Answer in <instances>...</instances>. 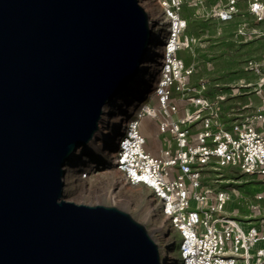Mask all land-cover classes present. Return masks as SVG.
<instances>
[{
	"label": "water",
	"instance_id": "95a60500",
	"mask_svg": "<svg viewBox=\"0 0 264 264\" xmlns=\"http://www.w3.org/2000/svg\"><path fill=\"white\" fill-rule=\"evenodd\" d=\"M153 26L139 0H0V264H162L128 211L64 198Z\"/></svg>",
	"mask_w": 264,
	"mask_h": 264
},
{
	"label": "built area",
	"instance_id": "2783aa9c",
	"mask_svg": "<svg viewBox=\"0 0 264 264\" xmlns=\"http://www.w3.org/2000/svg\"><path fill=\"white\" fill-rule=\"evenodd\" d=\"M247 2L249 14L264 23V0ZM241 12L240 0H225L212 9L221 23L236 20ZM170 13L174 21L160 49L154 91H142L120 112L117 105L115 121L103 117L94 138L104 148L99 165L112 166L117 184L147 192L148 217L160 237L169 232L174 247L163 251L162 264H264V29L244 31L247 41L263 42L262 54L245 61L249 79L229 86L231 91L207 81L195 89L188 86L193 70L178 56L190 40H183L184 26ZM237 96L249 101L237 107ZM230 99L236 103L225 111ZM146 119L158 121L164 139L159 154L147 146ZM92 162L77 166L86 167L78 180L90 193L106 187L89 182L100 173L98 162ZM254 181L262 188L241 189Z\"/></svg>",
	"mask_w": 264,
	"mask_h": 264
},
{
	"label": "rangeland",
	"instance_id": "374dc122",
	"mask_svg": "<svg viewBox=\"0 0 264 264\" xmlns=\"http://www.w3.org/2000/svg\"><path fill=\"white\" fill-rule=\"evenodd\" d=\"M139 1L142 6L145 3H151L147 7L144 6L149 15L150 12L152 13L151 8L155 6V11L160 15L161 20H156L155 22H152L150 15L152 24L160 22L161 36L156 42L158 52L155 58L152 59L150 68L143 71L145 63L141 65L140 72L136 77L140 79L134 83V87H130L116 99L119 102L118 104L116 103L112 108H106L104 117H116L118 114L114 108L117 105L121 107L119 109L120 112L127 104L132 103L134 99H139L142 91H154L155 80L158 77L156 75L159 70V60L161 59L160 49L168 38L174 21L170 13L171 11L175 13L176 18L182 19V23L186 21L188 24L187 30L183 31L182 38L184 40L188 37L190 44L188 47L180 49L178 56L188 68L193 70V73L188 77L189 87L197 89L202 81L209 83L218 82L222 86H225L227 91H231L229 86L249 79V75L244 69L245 61L248 58L260 56L263 46L260 39L257 38L247 41L244 31L246 29H264V23L256 21L255 17L249 14L247 0H240L241 14L236 20L228 23L219 22L212 14L213 7L216 4H224L225 0ZM155 27L153 26V29ZM170 90L181 91L176 87H172ZM174 95L178 97L179 93L175 92ZM248 101L249 97L237 96V107L246 104ZM235 103L236 99H230L224 106L225 111L231 110ZM184 113L185 110L181 114L183 115ZM157 123V120H145L147 146L154 154H159V150L164 144L163 136L158 135ZM103 150V145H97V141L93 139L87 148H80L78 150L77 156L79 158L91 155V161L98 162L97 171H100V173L95 175V178L89 179V182L92 185H99L98 187H101L100 184L104 185L105 183L106 187H103V190L99 192H86L82 183L78 180V174L86 168L85 165L76 167L70 161L66 166L64 198L76 203L115 205L128 211L136 220L148 228L153 239L159 245L163 258V251L167 249L173 250L174 247L170 242V238H167L169 232L166 234V237H160L155 230L157 227L156 222L151 221L148 217L149 199L147 198V192L141 187H129L124 184H117L118 175L112 166L107 163L99 165L104 157ZM246 179L247 177L242 178L243 181ZM114 182L116 185H113L114 189L110 191V184H114ZM261 188L262 184L256 181L241 186V189L246 193H252ZM241 210L242 212H246L245 207L241 206Z\"/></svg>",
	"mask_w": 264,
	"mask_h": 264
},
{
	"label": "bare ground",
	"instance_id": "6f19581e",
	"mask_svg": "<svg viewBox=\"0 0 264 264\" xmlns=\"http://www.w3.org/2000/svg\"><path fill=\"white\" fill-rule=\"evenodd\" d=\"M148 4L150 5L151 3L149 2V3H145L144 4V6H148ZM145 8V7H144ZM150 8V7H149ZM154 8H156V6L155 7H152L151 8V11H152V13L150 12V15H151V20H152V22L154 21H156V20H161L160 19V15H158L157 14V12L155 11V9ZM148 10V9H147ZM149 11V10H148ZM149 15V16H150ZM168 19H170V17H168ZM186 23V24H185ZM185 23H182V19L181 18H179V21L177 22V24L179 25V27H182V26H184L183 27V30L185 31V30H187V27H188V24H187V22L185 21ZM155 28L153 29V31H152V39H151V43H150V46H149V50H148V58H147V60H146V62H145V64L143 65V71H145V70H147L148 68H150L151 67V65H152V59L153 58H155V55L157 54V52H158V46H157V44H156V42H157V40L160 38V36H161V30H160V22H156L155 23ZM176 42H182V39L180 38L179 40H176L175 41V43ZM174 43V44H175ZM173 44V45H174ZM140 78L138 77V79L136 78V80H134V82L131 84V88L132 87H134V83L136 82V81H138ZM136 87V86H135ZM137 89H139V88H137ZM131 90V89H130ZM116 112H118V110H115ZM115 112V113H116ZM105 118V117H104ZM108 118H110V120H112V121H115L116 120V117H113V116H110V117H108ZM92 156L90 155H86V156H84V157H79V158H77V162L75 163L74 162V164H75V166L77 167V166H79V165H81L82 163H85L86 161L88 162V161H90V158H91Z\"/></svg>",
	"mask_w": 264,
	"mask_h": 264
},
{
	"label": "crops",
	"instance_id": "0c3cea01",
	"mask_svg": "<svg viewBox=\"0 0 264 264\" xmlns=\"http://www.w3.org/2000/svg\"><path fill=\"white\" fill-rule=\"evenodd\" d=\"M260 42H261V44L263 43L261 40H260ZM145 134H146V132H145Z\"/></svg>",
	"mask_w": 264,
	"mask_h": 264
}]
</instances>
